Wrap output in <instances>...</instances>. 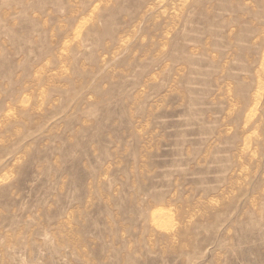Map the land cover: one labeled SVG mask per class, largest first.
Returning a JSON list of instances; mask_svg holds the SVG:
<instances>
[{"label":"rangeland","instance_id":"1","mask_svg":"<svg viewBox=\"0 0 264 264\" xmlns=\"http://www.w3.org/2000/svg\"><path fill=\"white\" fill-rule=\"evenodd\" d=\"M0 264H264V0H0Z\"/></svg>","mask_w":264,"mask_h":264},{"label":"bare ground","instance_id":"2","mask_svg":"<svg viewBox=\"0 0 264 264\" xmlns=\"http://www.w3.org/2000/svg\"><path fill=\"white\" fill-rule=\"evenodd\" d=\"M223 1V0H222ZM163 3V2H162Z\"/></svg>","mask_w":264,"mask_h":264}]
</instances>
